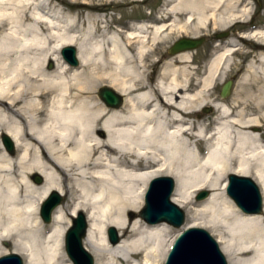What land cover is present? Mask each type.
Returning a JSON list of instances; mask_svg holds the SVG:
<instances>
[{"label": "bare ground", "instance_id": "1", "mask_svg": "<svg viewBox=\"0 0 264 264\" xmlns=\"http://www.w3.org/2000/svg\"><path fill=\"white\" fill-rule=\"evenodd\" d=\"M84 1L79 30L49 0H0V256L73 264L64 235L81 211L93 264H163L177 231L145 220L140 209L149 180L166 175L175 180L171 200L186 208L180 229L210 230L228 264H264V29L234 33L252 48L244 68L232 61L241 49L232 39L215 46L200 74L189 50L161 65L162 55L154 82L146 73L154 43L175 31L234 26L251 9L239 8L241 0H167L153 21L122 26L98 13L106 0ZM66 45L77 48L76 68L63 59ZM233 67L241 71L233 94L220 100L214 88ZM101 84L122 96L119 107L102 99V86L97 94ZM205 106L209 118L198 115ZM230 173L258 184L261 212H243L230 199ZM71 189L69 210L57 205L45 224L40 205L51 191L70 196ZM202 190L210 193L194 204Z\"/></svg>", "mask_w": 264, "mask_h": 264}, {"label": "water", "instance_id": "2", "mask_svg": "<svg viewBox=\"0 0 264 264\" xmlns=\"http://www.w3.org/2000/svg\"><path fill=\"white\" fill-rule=\"evenodd\" d=\"M260 6V0H255ZM226 33L216 34L217 37ZM204 41V37H183L168 48L169 54L193 50ZM63 59L73 67L78 65L77 48L66 45L61 49ZM233 81L228 80L220 89V96L230 94ZM102 99L112 107L121 104L122 96L110 87L102 86L99 92ZM3 144L11 153L13 144L8 136L2 137ZM37 183L42 181L41 176L34 175ZM175 187V180L171 176H159L150 179L144 195V206L141 216L151 222L165 221L174 227L182 226L185 222V213L171 200ZM226 193L235 205L246 213H259L263 206V196L258 184L253 178L245 175L230 173L227 176ZM208 190H202L196 195L201 200L208 195ZM63 196L57 191H51L45 201L40 205L41 217L45 222L51 219L52 211L62 202ZM87 229V220L83 212H78L72 218V224L64 235V249L73 264H93V256L83 247V237ZM107 235L112 243L117 242V231L109 227ZM0 264H24L23 258L16 253L0 256ZM164 264H228L225 255L211 234L204 228L189 227L177 235L167 254Z\"/></svg>", "mask_w": 264, "mask_h": 264}, {"label": "rangeland", "instance_id": "3", "mask_svg": "<svg viewBox=\"0 0 264 264\" xmlns=\"http://www.w3.org/2000/svg\"><path fill=\"white\" fill-rule=\"evenodd\" d=\"M49 2L50 4L48 6L51 8V10L60 9L63 13L75 17L77 19L78 26L75 29L80 30L83 28V15L85 14L86 11L83 9V7H79V5L83 4V2H85L84 0H49ZM103 3H106L107 9H105L104 11H98V13H100V15L105 14L107 19L109 18L112 21L117 22L119 25L121 24L122 26H125L126 24H129V22H131L133 19H146L149 21H153L157 17L159 11L163 10L166 7L168 2L167 0H125V1L106 0L103 1ZM99 4H101V1L99 2ZM243 6L251 9V13L248 18L244 20L238 19V21L235 23L234 26H230L228 28H220L219 26H215V27L210 26L207 29H202L200 32L194 34L195 38L204 37L203 43L198 48L193 49V51L189 50L192 52V60L190 62V65L195 67L194 70H196L197 74H200L201 69L205 67V65L210 60L211 56L217 52L218 49L215 46L219 44L222 47L224 42L231 41L232 39L234 40V43H238V46L241 47L240 52H237L233 56L232 61L234 62V65H236L239 68H244L247 62L251 59L249 52L252 50V48L250 46V43L248 41L246 42L237 38L236 35H234V33H236L237 35H242L244 33H250L255 29H264V0H260V6L257 5L255 0H241V6L239 8H242ZM113 25L116 24L113 23ZM220 33H226V34L225 36L217 37L216 34H220ZM194 35L175 31L168 37L163 38L161 41H158L157 43L153 44L152 47L153 50L148 58L147 61L148 65L146 70V73L148 77L151 79V82H154L157 79L158 74L161 71L160 66L165 62H168L171 56L177 54V53L175 54L168 53V48L170 47V45H172L174 41L180 38L194 36ZM162 55H163V59L161 60L162 61L161 65H159L160 63L158 64L159 62L158 59H160ZM156 59L157 62L155 63ZM54 65L55 62L51 60L46 63V68L48 70H51ZM69 67L76 68L71 66ZM237 67H233L232 70L227 74L226 80L233 81L231 93L229 96L225 98H222L220 96V89L222 84H217L216 88H214V95L218 97L220 100L227 99L233 94L236 80L239 76V73L241 72L240 70H238ZM103 85L109 87L107 84L99 85L96 90L97 94H98V89ZM122 101L123 99L121 100V104ZM198 115L199 117L209 118L213 115L212 109H210V106L202 107ZM15 152L16 150L14 151V153ZM39 184H41V182ZM69 191L72 193L73 189ZM209 193L210 191L208 192V194ZM197 194L198 191L195 192L192 196V201H194V204H198V202L204 200V199L197 200L196 199ZM62 196L63 199L60 204L63 203L66 210L68 211L70 206L74 202V197L76 196V194L72 193L70 196H68L63 192ZM143 205L141 206V209ZM181 209L185 213V222H186V208L181 207ZM128 214L130 217H134L133 214L135 213L134 211L129 210ZM45 224L47 223L45 222ZM184 224L179 227H174L172 225L170 226L173 227V230L177 231L176 235H178L182 230L180 228H182ZM206 230L216 240V236L213 235V233L210 232V230L208 229ZM2 246L10 249L9 241H4Z\"/></svg>", "mask_w": 264, "mask_h": 264}]
</instances>
